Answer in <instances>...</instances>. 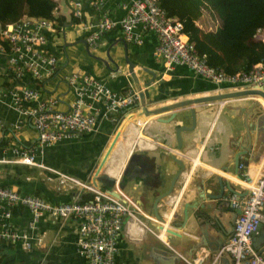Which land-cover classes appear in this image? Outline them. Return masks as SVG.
Returning a JSON list of instances; mask_svg holds the SVG:
<instances>
[{"label": "crops", "instance_id": "obj_1", "mask_svg": "<svg viewBox=\"0 0 264 264\" xmlns=\"http://www.w3.org/2000/svg\"><path fill=\"white\" fill-rule=\"evenodd\" d=\"M95 0H55V15L64 18L61 27L46 31L47 51L55 56L58 66L49 76L36 78L24 73L15 78L7 67L8 53L0 50V87L14 85L36 88L40 97L54 98V108L65 110L73 99L74 92L67 85V77L72 72H81L105 81L109 87L120 93H126L131 86L123 60L124 46L127 59L133 66L137 80H153L144 88L148 107H155L179 99L202 97L215 93L231 92L233 87L217 84L193 73L184 65L166 66L162 59L154 55L156 39L153 33L144 32L140 43L125 41L118 29L105 32L97 47L86 52L81 39L93 29L97 18ZM130 0H105L103 8L114 19L124 13L122 4ZM75 7L78 14H74ZM209 20L203 14L196 21L204 32L213 31L217 20H211L213 28L206 25ZM264 29L256 36L260 38ZM64 43H70L64 46ZM116 63L105 67L100 59L105 54ZM257 96L230 97L217 101L194 103L176 109V115L170 121L169 112L154 116H141L138 107L132 105L130 111H120L115 121L100 117L94 128L87 133L74 137H63L58 141L41 145L37 142L35 130L31 126L26 111L34 106V101L23 100L20 107L12 105L7 93L0 94V155L10 159L11 145H26L33 148L34 159L42 166L35 167L21 163H0V185L10 186L21 194H34L48 202L70 201L76 197L83 201L91 193L79 186L71 189L57 187L56 174L76 177L98 188L112 189L117 180L118 187L133 201L138 203L143 215L136 219L123 217L121 230L116 237V253L113 264H161L163 253L176 251L187 259L206 252L204 247L193 249V241L200 238L211 240V228L208 222H197L196 206L203 202L199 195L213 193L217 186L210 185L215 176L229 181L234 188L240 186L232 176L230 164L233 153L240 146V134L243 131L238 106H247ZM89 102V100H88ZM190 108L194 112V126L191 130L181 131V148L176 150L175 130L180 125L190 124ZM11 125L18 128L10 129ZM12 130V131H11ZM171 155L179 157L186 168L177 179L168 196L156 204L159 214L165 218L162 223L180 235H167L157 226L161 223L154 219L151 203L154 197L163 192L177 170ZM249 155V160L254 156ZM258 162H249L244 169L254 174ZM194 159V165L189 162ZM127 163V167L125 168ZM223 166L228 170H224ZM227 176V177H226ZM202 182V183H200ZM188 203V204H187ZM187 218L181 226L182 211L185 208ZM229 208L224 207L218 213L221 217ZM11 226L14 231L24 233L30 243L28 249L20 242L0 241V264H88L77 250L76 223L70 219H58L42 213L34 227L29 228L32 216L21 205L12 210ZM204 221V219H203ZM264 226V221L260 228ZM174 236V237H173ZM170 237L174 238L173 242ZM169 247V248H168ZM179 264H184L182 260Z\"/></svg>", "mask_w": 264, "mask_h": 264}, {"label": "built area", "instance_id": "obj_2", "mask_svg": "<svg viewBox=\"0 0 264 264\" xmlns=\"http://www.w3.org/2000/svg\"><path fill=\"white\" fill-rule=\"evenodd\" d=\"M104 1H94L97 18L92 25L93 29L85 36L88 48L97 47L101 36L113 29H118L125 41L133 43H140L143 33L148 31L156 39L154 55L161 58L166 66L184 65L209 81L226 84L234 89L264 87V57L249 70L235 73H227L209 65L204 55L196 53L182 31L181 22L165 13L159 0H130L122 4L124 13L118 19L108 15L103 8ZM73 12L78 14V9L75 7ZM53 28L50 20L33 16H22L12 23L0 24V50L8 53L7 67L12 76L19 78L24 73H30L36 78H43L56 70L57 60L45 48L46 31ZM260 39L264 42V34ZM67 85L74 92V97L65 110L54 108V98L40 97L38 90L30 86L0 87V94L7 93L16 108L20 107L23 100L34 101V106L26 114L35 130L37 142L41 145L90 132L100 117L115 121L118 112L132 110V105L137 101L136 91L131 86L126 93H120L105 81L78 71L67 77ZM17 128L15 125L10 127L13 130ZM9 149L12 157L6 159L0 155V163L13 162L43 167L35 161L32 147L14 144ZM189 162L194 165V159ZM238 169L239 178L235 180L240 188L237 190L245 189L246 193L242 196L229 194L225 197L229 207L238 210L230 237L212 256L202 251L187 259L175 251L184 264H219L223 252L228 253L233 264H264V250L257 253L251 242L252 236L259 232L264 221V157L254 174H249L241 164ZM54 172L57 187L71 189L79 186L89 191L91 197L83 201L75 197L70 201L52 203L37 195L21 194L10 186L0 185V241L20 242L23 248H29L27 235L14 231L11 226V210L15 205H21L31 213V229L42 213L58 219L73 220L77 227V252L88 264H113L116 237L121 230L123 217L140 221L138 215H143L138 203L118 187L117 180L112 189L102 190L92 183L59 171Z\"/></svg>", "mask_w": 264, "mask_h": 264}, {"label": "water", "instance_id": "obj_3", "mask_svg": "<svg viewBox=\"0 0 264 264\" xmlns=\"http://www.w3.org/2000/svg\"><path fill=\"white\" fill-rule=\"evenodd\" d=\"M82 44L85 47V50L88 52V47L86 45V42L84 39H81ZM70 44V43H64V46ZM101 62L104 64L105 67H108V64H113L114 69H117L116 63L109 57L108 53L105 54V59H100ZM123 60L126 64V72L127 75L130 78L131 87L134 88L137 94V101L134 103V106L138 107L139 114H143L144 116H154L159 115L163 112H169V115L167 118H163L161 120L163 121H170L175 115H176V109L179 107H183L186 105H192L194 103H201L206 101H217L219 99H226L230 97H248L252 98L253 96H257L260 99L251 100V103L247 106H238V110L240 111L241 119H242V126L243 131L239 135L241 144L239 147H237V150L233 153L231 157L230 164L232 165V176L234 179L239 178V169L238 165L241 164L243 166V169L247 167V164L251 162H258L259 158L263 156L264 154V87L257 88V87H251V88H242V89H234L231 92H224V93H215L212 95L202 96V97H191V98H185V99H179L170 103H164L162 105H158L155 107H148L147 103L148 100L145 96L144 88L149 86L150 83L153 80V74L151 75L150 80L139 82L135 76V73L133 71V64L128 61L127 54L125 52V46H124V53H123ZM190 124L189 125H180L176 127L175 130V139H176V150L178 151L181 148V138H180V132L181 131H187L191 130L194 126V112L193 109L190 108ZM252 156L253 159L249 160V155ZM172 160L177 165V170L173 173L172 177L170 178L168 185L166 189L157 194L151 203V209L152 213L154 215V219L161 222L157 226V230L163 229L162 223L164 222L165 218L162 217L158 210H157V202L166 196L170 194L172 191L177 179L181 176V174L184 172L186 168V164L183 162V160L179 157L171 155ZM127 167V163L125 168ZM225 168L224 170H228L227 167L223 166ZM202 183V182H200ZM217 186V190L213 193H205L203 192L202 195H199V198L203 200L201 204H197L196 206V216L197 222H208V224H205L206 228H211V240L205 239V233L202 231V235L204 239H199L197 241H193V249L196 250L197 248L204 247L209 254V256H212L215 254L218 249L226 243L228 238L231 235L232 228H233V222L235 219L236 214L238 213L237 209H231L229 207L228 201L225 199V197L229 194H235L236 196H242L246 193L245 189H242L241 191L237 190L233 187V185L227 181L223 180L221 177H217L214 175V178L212 179L210 185ZM113 195H116L115 192H113ZM188 204V203H187ZM185 205V208L182 211L183 219L180 223L181 226H184V222L187 218V211L186 207L188 205ZM227 207L229 208L227 211V214L221 217L222 213H218L221 211L222 208ZM262 211L264 213V201L262 203ZM204 219V221H203ZM164 232L167 235H175L179 237L177 233L170 229H164ZM252 246L255 248L256 252L259 253L260 251L264 250V226L259 229V232L252 236L251 238ZM164 260L161 261V264H179L178 261L180 259L176 255L174 251H168L166 253H163ZM219 264H233V259L228 255V253L223 252L222 257L219 260Z\"/></svg>", "mask_w": 264, "mask_h": 264}, {"label": "trees", "instance_id": "obj_4", "mask_svg": "<svg viewBox=\"0 0 264 264\" xmlns=\"http://www.w3.org/2000/svg\"><path fill=\"white\" fill-rule=\"evenodd\" d=\"M159 5L181 22L196 53L204 55L209 65L235 73L249 70L264 57V42L256 36L257 30L264 29V0H159ZM55 7V0H0V24L33 16L59 28L64 18L54 14ZM202 10L215 16L213 31L197 26Z\"/></svg>", "mask_w": 264, "mask_h": 264}, {"label": "rangeland", "instance_id": "obj_5", "mask_svg": "<svg viewBox=\"0 0 264 264\" xmlns=\"http://www.w3.org/2000/svg\"><path fill=\"white\" fill-rule=\"evenodd\" d=\"M202 14H203V19H204V20H209L208 23H207V24H204V25H206L209 29H210V28H213L214 25H212V23H213L214 21L211 23L210 19H211V20H215V16H214L213 14L209 13L207 10H202V11H201V15H202ZM198 19H199V18H198ZM198 19H197V20H198ZM202 30H203V29H202ZM173 237H174V236H173ZM170 238H171V239H169V240H172V242H173L174 238H172V237H170Z\"/></svg>", "mask_w": 264, "mask_h": 264}, {"label": "bare ground", "instance_id": "obj_6", "mask_svg": "<svg viewBox=\"0 0 264 264\" xmlns=\"http://www.w3.org/2000/svg\"><path fill=\"white\" fill-rule=\"evenodd\" d=\"M141 116H144V115L141 114ZM194 162H195V161H194ZM226 177H227V176H226ZM164 229H165V228L161 229V230H160V234H159L160 237H162V238H163V236H164V234H163V233H164ZM165 230H166V229H165Z\"/></svg>", "mask_w": 264, "mask_h": 264}]
</instances>
